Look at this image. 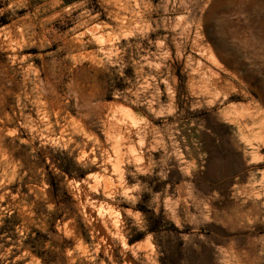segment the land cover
Instances as JSON below:
<instances>
[{"label":"rangeland","instance_id":"374dc122","mask_svg":"<svg viewBox=\"0 0 264 264\" xmlns=\"http://www.w3.org/2000/svg\"><path fill=\"white\" fill-rule=\"evenodd\" d=\"M0 264H264V0H0Z\"/></svg>","mask_w":264,"mask_h":264},{"label":"bare ground","instance_id":"6f19581e","mask_svg":"<svg viewBox=\"0 0 264 264\" xmlns=\"http://www.w3.org/2000/svg\"><path fill=\"white\" fill-rule=\"evenodd\" d=\"M128 114H129V113H127L126 115H128ZM129 115H130V114H129ZM129 115H128V116H129ZM128 116H127V117H128ZM121 117H123V116H121ZM129 117H130V116H129ZM132 117H133V116H132ZM132 117H131V118H132ZM131 118H130V119H131ZM120 119H121V118H120ZM131 120H132V119H131ZM94 180H95V178H94ZM95 181H96V180H95Z\"/></svg>","mask_w":264,"mask_h":264},{"label":"crops","instance_id":"0c3cea01","mask_svg":"<svg viewBox=\"0 0 264 264\" xmlns=\"http://www.w3.org/2000/svg\"><path fill=\"white\" fill-rule=\"evenodd\" d=\"M75 2H79V1H81V0H74Z\"/></svg>","mask_w":264,"mask_h":264}]
</instances>
